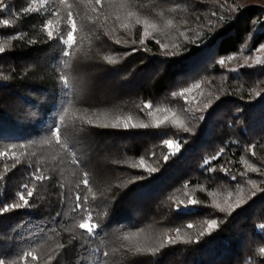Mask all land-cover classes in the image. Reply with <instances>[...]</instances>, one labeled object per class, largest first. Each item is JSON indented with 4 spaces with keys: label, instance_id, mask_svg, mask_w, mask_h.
Here are the masks:
<instances>
[{
    "label": "trees",
    "instance_id": "16d2710c",
    "mask_svg": "<svg viewBox=\"0 0 264 264\" xmlns=\"http://www.w3.org/2000/svg\"><path fill=\"white\" fill-rule=\"evenodd\" d=\"M2 3L5 264H264V63L235 71L219 64L264 44L263 2L68 0L71 8L61 0H47L42 8L38 0ZM69 11L77 26L72 49L61 40L70 30ZM129 12L135 15L128 18ZM144 20L156 25L147 35ZM98 79L103 88L91 93L89 84ZM232 80L253 94L241 95ZM129 116L127 129L111 126ZM159 121L164 123L157 126ZM58 124L60 144L52 135ZM167 140L179 147L170 149ZM84 222L94 225L92 234L79 227ZM24 252L37 259L25 260Z\"/></svg>",
    "mask_w": 264,
    "mask_h": 264
},
{
    "label": "snow or ice",
    "instance_id": "6c2138e0",
    "mask_svg": "<svg viewBox=\"0 0 264 264\" xmlns=\"http://www.w3.org/2000/svg\"><path fill=\"white\" fill-rule=\"evenodd\" d=\"M36 2H37V0H33V3H36ZM38 2H39V4H40V7L42 8V7H44V5L47 3V0H38ZM61 3L64 4L65 6H67L68 8H71V5L68 4V0H61ZM96 3H97V4H100V0H96ZM0 6H3L2 3H0ZM26 11H28V12H36V11H39V8H36V7H29V8L26 9ZM93 11H95V8H93ZM55 15L58 16L59 13L57 12V13H55ZM134 15H135L134 13L129 12V13L127 14V17H128V18H131V17H133ZM117 19L119 20L120 17H117ZM135 22H136L137 24H140V23H141V20L137 18ZM57 23H58V21H57ZM68 23H69L70 30L67 31V38H66V39L61 38V40H62V44H63V45H66L68 49H72V48H73V45L76 43L74 33L77 31V26H76V21H75L74 19H72V13H71L70 11L68 12ZM143 23L145 24L146 27L148 26V25H147V21H144ZM171 23H172V21L169 20V21H168V24L171 25ZM3 24H4L5 26H7V25L9 24V20H7V19L3 20ZM120 26H121L122 28H125V29L129 28V24H128V23H122ZM150 26H151L153 29L156 28V25H155V24H152V25H150ZM45 27H46L47 29H49V31L47 32L48 37H49V38H52V37H53V31H52L51 29L53 28V21H52V20H48L47 23H46V25H45ZM145 35H147V32H145ZM3 52H4V48L0 47V53H3ZM63 55H64L65 57H69V56H70V52L65 51V52L63 53ZM260 62H261V61L257 58L256 63H260ZM219 64H220V65H224V64H225V60H223V59L219 60ZM233 71H235V69H233ZM62 81H63V84H64V86H65L67 92H68L69 94H72L73 91H74V85L70 83L68 76H67V75L63 76V77H62ZM195 87L199 88L200 85H199V84H196ZM173 95H176V93H173ZM179 95H184V93L181 92V93H179ZM186 102H187V101H186ZM69 103H71V100H69ZM145 107L151 109V108H152V105H151V104H146ZM65 115H67V113H65ZM149 115H151V113H149ZM80 119H81V121H83V122H85V123H87V124H93V120H92L91 117H87V118H85V117H81ZM167 119H168V117L166 116V117L164 118V121H166ZM60 120H61V122H63V116L60 118ZM131 121H132V117H131V116L127 117V119H125V120H121L120 118H117V119L115 120V122L112 123L111 126H112V127H120V126H122L123 128L127 129V128L130 126V122H131ZM164 121H159V122L157 123V126H159V124H161V123H164ZM104 126L107 127L108 124H105ZM131 127H144V128H146V127H148V125H147V124H143V123H140V124H134V123H133V124H131ZM52 135H53V137H54L56 143H57V144H60V141H61V128H60L59 124H58V125L52 130ZM165 143L167 144V146H168L170 149L173 148V147H176V148L179 147V145H174L172 140H167ZM13 147H14V146H13ZM12 155H13V157H15L16 154L13 153ZM4 156H8V152H0V157H4ZM166 158H167V157H166ZM144 163H145V162H144L143 159H141L140 162H139L140 165H144ZM14 166H15V165H13V167H14ZM147 170H148L149 172H155V171H156L155 168H149V169H147ZM43 178H44V177H42V176H40V175H34V176H33V179H34V180H40V179H43ZM82 183H83V185L86 187V186L88 185L89 181L85 178V179L83 180ZM24 187L27 188V185H25ZM27 196H28V197H32V196H33V192H32L31 190H28V191H27ZM69 198H71V197H69ZM19 200H20V201H23V204H24V205H27V204H28V200L25 198V195H24L23 193H20V194H19ZM75 200L77 201V210H79L80 205H79L78 202H79V200H80V196H79L78 194L75 195ZM181 203H183V202L181 201ZM190 203H191L192 205H195V204H196V201H195V200H191ZM21 206H22V205H20V204H14V205H12L11 207H13V208H19V207H21ZM5 210H7V209H5ZM91 219H92V217H91V215L89 214V216H88V221H91ZM214 226H215V221H213L212 223H210V224L208 225L209 229L213 228ZM79 227H80L81 229L85 230L86 233H88V234H92V233L94 232V225L91 224V223H89V222L81 223V224L79 225ZM189 227H191V225H189ZM202 235H203V233H202ZM124 239H125V240H133L134 237L125 236ZM176 239L179 240L180 237L177 236ZM169 242H170V243H175V241H172L171 238H169ZM136 251H137V252H140V251H143V250L137 248ZM149 251H152V250L149 249ZM262 251H264V250H262ZM28 257H31L33 260L37 259V257L33 256L31 252H24V253H23V258H24L25 260H27ZM0 264H5V262H4L3 259H0Z\"/></svg>",
    "mask_w": 264,
    "mask_h": 264
},
{
    "label": "rangeland",
    "instance_id": "374dc122",
    "mask_svg": "<svg viewBox=\"0 0 264 264\" xmlns=\"http://www.w3.org/2000/svg\"><path fill=\"white\" fill-rule=\"evenodd\" d=\"M205 1H211V0H205ZM237 4H241V3H246V2H263L264 0H234ZM3 0H0V3H2ZM3 8L6 9V6L2 3ZM147 21V29L146 32L147 34H150L153 32V29L150 25L154 24L153 22H151V20H144ZM66 39V38H65ZM257 58L261 61L260 63H264V44H262L259 48H257L254 51L251 52H245L242 51L239 54H233L230 55L228 57L222 58L223 60H225V64L224 66L227 67L228 69H238L243 65H252V64H257L256 60ZM221 60V59H220ZM102 81L101 80H93L92 84H89V87L91 90V93H98L99 92V88H103L102 87ZM230 83L234 86V88L236 90L239 91V93L243 96H251L253 94V90L247 86L246 84L242 83V82H238L236 80H232L230 81ZM203 91L199 90V92L197 94H194L192 96V99H195L197 101V98H199V96L201 95Z\"/></svg>",
    "mask_w": 264,
    "mask_h": 264
}]
</instances>
